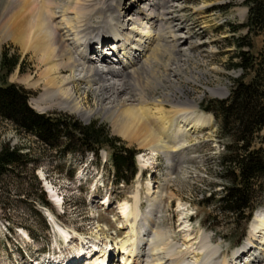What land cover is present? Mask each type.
I'll return each mask as SVG.
<instances>
[{"label": "rangeland", "instance_id": "374dc122", "mask_svg": "<svg viewBox=\"0 0 264 264\" xmlns=\"http://www.w3.org/2000/svg\"><path fill=\"white\" fill-rule=\"evenodd\" d=\"M222 1L171 0L166 8L168 13L162 16L161 59L158 57L152 64L150 74L147 73L150 79L148 88H154L146 87L142 98L138 96V100L133 99L136 107L142 108L140 105H144L143 123L147 125L149 122L157 129L160 124L156 122L155 125L153 118L172 120L180 112L177 106L185 105L187 101H192L196 105V113L208 120L205 129L182 136L184 148L173 152L175 157L172 155L171 159L166 160L160 153L153 154L148 145L139 144L138 137L134 135L141 127L128 128L129 134L135 132L132 134L134 137L126 138L100 113L82 119L49 97L38 105L40 109H33L34 100L44 94L42 78L46 72L38 60L32 38L24 37L21 42L9 33V28L16 30L14 23L20 21H16L14 16L20 14L23 8L16 4V0H0V51L4 50L17 58L15 67L6 77L2 76L0 82L13 83L22 88L27 105L38 113L68 114L83 124L94 121L102 125L109 136L117 137L125 146L137 150L133 178L127 183L114 184L107 148H101L97 158L90 153L57 156L59 149L50 151L35 137L18 131L11 122L0 118V146L3 143L21 145L33 159L20 174L0 177V264H29L30 258L37 259L39 251L55 250V245L60 250L67 248L72 253L78 247V241L71 238L68 246L64 243L59 247V234L66 237L77 232L105 241L114 239L118 241L119 248L131 230V216L123 217L122 207L133 205L136 196L142 212L148 206V199L156 197V231H161L168 241L179 246L173 253L187 252L184 256L187 264H199L203 254L198 245L203 235H207L212 246L217 248L216 260H230L233 253L246 243L254 213L245 220L215 210L214 200L218 197L224 178L219 156L225 151L226 140L220 134L215 115L201 108L202 103L221 99L217 96L223 94L220 90H213L212 94L208 88L231 87L236 74L235 67L231 65L236 60L235 39L245 32V28L238 27L245 20V7L240 4L242 0ZM5 20L7 28L2 27ZM102 20L99 16L91 17L93 25L100 24ZM171 32L186 37L183 43L179 44L177 39L173 42L180 48L174 52L171 51L174 46L170 48V41L176 35L169 40ZM249 41L251 53L264 51L262 35H252ZM170 51L178 59L170 60L173 58ZM248 78L249 75H246L244 80ZM218 91L220 95L215 94ZM76 94H84L83 106L89 109L107 102L103 92L86 87L83 82L76 86ZM168 96L171 98L168 99ZM156 98L160 99V104L159 101L154 102ZM143 99H148L150 104L145 105ZM263 133L264 128L258 136ZM250 141L253 148L260 143L256 135ZM84 177L89 180H82ZM101 184L103 187H100ZM43 187L50 189L51 195L44 192ZM52 194L55 196L52 197ZM50 198H57L58 202L61 200V207ZM250 200L255 204L254 209L263 207L264 186L260 193L252 190ZM100 202L104 205H100ZM260 240L259 237L254 238L255 254L250 251L247 253H251L249 258L243 255L236 262L264 264V246L259 243Z\"/></svg>", "mask_w": 264, "mask_h": 264}, {"label": "bare ground", "instance_id": "6f19581e", "mask_svg": "<svg viewBox=\"0 0 264 264\" xmlns=\"http://www.w3.org/2000/svg\"><path fill=\"white\" fill-rule=\"evenodd\" d=\"M170 2L171 0H16V4L23 9L14 16L16 21H20L18 24L14 23L16 30L11 27L9 33L21 42L24 37L32 38L38 60L46 72L42 78L44 94L34 100L32 108H38L49 97L82 119L100 113L126 138H131L135 132L129 134L128 128L133 130L141 127L134 135L138 137L139 144L148 145L153 154L160 153L166 160L171 159L173 152L184 148L181 137L205 129L208 120L196 113V105L192 101H187L185 105L177 106L180 112L172 120L153 118L155 125L160 124L156 129L149 122L148 126L143 123L144 105H140L142 108L136 107L133 100L142 98L146 87L154 88H148L150 79L147 78V73L152 70L153 62L160 57L162 16L168 13L166 8ZM94 15L103 19L100 24H92L91 17ZM6 20L2 22L3 28L8 27ZM173 35L176 36L170 41V48L174 46L171 50L174 52L180 48L173 42L177 39L179 44L183 43L186 37L171 32L169 40ZM108 38L115 41L121 58L117 62H108L104 56L101 63L96 64L93 55L87 54L86 47L91 49L90 44L95 39ZM171 54L173 58L170 60L178 59L172 52ZM82 82L86 87L103 92L106 104L100 103L93 109L84 107V94H76V86ZM220 92L214 93L220 95ZM147 100L143 99L145 105L150 104ZM159 100L156 98L154 102ZM160 103L159 101L158 104ZM171 141H175L174 144ZM53 196L55 195L52 194ZM155 198L148 199V206L143 212L139 208L137 196L133 205L126 204L122 207L123 217L131 216L130 235L119 244V248L126 254L123 264H127L129 258H132V264H187L184 259L187 252L173 253L178 245L168 241L161 231H156ZM55 200L58 202L57 198ZM254 211L246 243L233 253L230 260H216L217 248L212 246L207 235H203L198 245L203 254L199 264H240L236 262L237 259H242L243 255L246 259L249 258L251 253H247L250 251L255 254V237H259V243L264 246V206ZM103 258V253L99 254L86 264H103Z\"/></svg>", "mask_w": 264, "mask_h": 264}, {"label": "trees", "instance_id": "16d2710c", "mask_svg": "<svg viewBox=\"0 0 264 264\" xmlns=\"http://www.w3.org/2000/svg\"><path fill=\"white\" fill-rule=\"evenodd\" d=\"M246 7L245 20L238 27L245 32L235 39L236 60L232 66L241 69L233 79L228 95L201 104L218 120L220 134L225 137V151L219 156L221 175L224 177L218 197L214 200L216 211L247 220L254 202L252 190L261 192L264 186V51L253 54L249 51L252 35L264 38V0H242ZM228 5V4H225ZM17 58L0 51V79L15 67ZM249 75L248 80H244ZM0 118L11 122L22 131L44 144L58 155L64 153L97 155L107 148L115 179L127 181L135 171L133 156L136 150L127 147L117 137L94 121L87 124L63 113H38L26 103L25 91L13 83L0 82ZM259 145L250 146L253 136ZM33 159L21 145L0 146V177L20 174ZM32 178L35 176L32 174ZM255 188V189H254ZM38 200V198H36ZM46 203V202H45Z\"/></svg>", "mask_w": 264, "mask_h": 264}]
</instances>
